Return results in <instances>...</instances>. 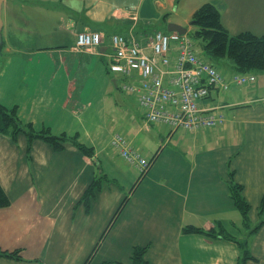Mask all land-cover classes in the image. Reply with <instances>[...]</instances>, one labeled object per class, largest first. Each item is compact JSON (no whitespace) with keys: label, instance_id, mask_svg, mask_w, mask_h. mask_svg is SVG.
Instances as JSON below:
<instances>
[{"label":"crops","instance_id":"obj_1","mask_svg":"<svg viewBox=\"0 0 264 264\" xmlns=\"http://www.w3.org/2000/svg\"><path fill=\"white\" fill-rule=\"evenodd\" d=\"M211 2L231 35H264V0ZM177 3L3 1L0 103L16 107L37 131L77 137L95 155L70 143L56 151L42 140L29 151L24 134L16 141L0 134V184L11 201L0 209V250L22 256L0 257V264H84L97 246L90 264H130L136 248H146L150 264H238L236 241L243 240L253 257L246 264H264V225L251 233L264 218V72L251 73L256 81L241 86L232 81L239 73L230 65L223 73L229 89L212 88L200 103L222 114L224 125L190 132L148 122L137 96L122 89L141 85L142 77L110 69L112 35L133 36L152 56L151 39L169 33L168 24L191 31L196 9L183 11ZM84 31L100 33L103 43L78 49ZM168 56L173 65L174 43ZM115 134L148 161L157 155L141 180V171L112 148ZM231 173L250 204V228L230 197ZM97 176L103 179L88 208L82 199ZM219 224L235 239L184 231L219 230Z\"/></svg>","mask_w":264,"mask_h":264},{"label":"built area","instance_id":"obj_2","mask_svg":"<svg viewBox=\"0 0 264 264\" xmlns=\"http://www.w3.org/2000/svg\"><path fill=\"white\" fill-rule=\"evenodd\" d=\"M110 41L113 51L110 69L124 77L137 72L143 79L139 86L124 83L122 89L137 96L148 122L190 132L224 125L222 114L203 108L200 103L209 96L210 88L227 90L230 82L220 69L195 52L188 34L157 32L151 39L152 56L133 36L115 34ZM102 43L103 37L97 32L84 31L77 35L78 49H91ZM173 43L176 45V58L172 65L168 54ZM160 64L164 69L159 67ZM232 81L242 86L254 83L256 77L238 74ZM111 146L130 166L141 172L148 168L149 161L122 134L113 136Z\"/></svg>","mask_w":264,"mask_h":264},{"label":"trees","instance_id":"obj_3","mask_svg":"<svg viewBox=\"0 0 264 264\" xmlns=\"http://www.w3.org/2000/svg\"><path fill=\"white\" fill-rule=\"evenodd\" d=\"M191 35L200 41L202 49L211 58L213 63L216 61L229 58L234 63V69L239 74H251L254 72H264V35L258 36L251 32H242L238 35H231L222 24V16L218 7L212 3H204L194 11L192 18ZM205 61V60H204ZM207 62V61H206ZM209 62V61H208ZM213 64L212 62H209ZM214 65V64H213ZM215 66V65H214ZM212 88H210L211 90ZM0 134L10 135L15 141L20 134H24L28 139V150L30 151L32 143L35 140H42L50 144L56 151H62L65 146L70 143L75 145L84 155L92 158L95 153L92 148L81 144L77 137H68L65 134L54 135L49 128L37 131L31 123L24 124L17 114V108L8 109L0 103ZM157 155L149 161V166L141 172L140 180L146 175L151 165L154 163ZM233 173L230 174L229 193L235 207L239 210L244 221V226L250 228L249 213L251 210L250 204L243 195L244 188L242 185L235 182ZM102 177H95L92 184L86 190L82 201L86 206L90 205V201L94 198L96 191L100 189ZM138 181V183L140 182ZM127 199L124 200L112 222L105 230L104 236L112 227L118 215L122 211ZM11 205L10 198L7 196L2 185L0 184V209L7 208ZM264 225V218L252 229L251 233L258 231ZM219 230L213 229L205 231L193 226L185 227L186 233L206 234L212 237H223L229 240H234L227 231L222 229V225H218ZM102 238V239H103ZM241 248L242 254L238 264H246L248 260L253 259L249 242L247 240L236 241ZM98 246L92 251L84 264H90ZM146 248H136L134 250L130 264H150L145 259ZM0 257H6L14 260H21V251L15 250L12 252L0 250Z\"/></svg>","mask_w":264,"mask_h":264},{"label":"rangeland","instance_id":"obj_4","mask_svg":"<svg viewBox=\"0 0 264 264\" xmlns=\"http://www.w3.org/2000/svg\"><path fill=\"white\" fill-rule=\"evenodd\" d=\"M181 1V5H180V9L181 10H187V9H192L191 6H193L194 9H198L201 5H203L204 3H212L214 5H216L217 7H219L217 2H211L212 0H178L177 6L179 5V2ZM210 1V2H208ZM191 2H194L193 4ZM195 5H197L196 7H194ZM220 10V7L218 8ZM221 12V11H220ZM184 14V12H182ZM191 22V21H190ZM192 31V30H191ZM191 31L188 32L189 37L192 39L193 43H194V48H195V52L205 61H209L211 60V58L204 52V50L202 49L201 43L200 41L196 40L192 35H191ZM238 35V34H236ZM235 36V34L233 35ZM217 63H213L218 69H220L222 71V73H227L230 70H232V68H230L231 66H234V63L231 59L229 58H224L221 60L216 61ZM229 64V66H228ZM112 141V140H111ZM254 227V226H253ZM248 230L244 229V231L242 232V236H244L245 233H247ZM235 235H239V234H235Z\"/></svg>","mask_w":264,"mask_h":264},{"label":"water","instance_id":"obj_5","mask_svg":"<svg viewBox=\"0 0 264 264\" xmlns=\"http://www.w3.org/2000/svg\"><path fill=\"white\" fill-rule=\"evenodd\" d=\"M3 1L0 0V44L2 41V30H3V19H2V9H3ZM190 25H192V22H190ZM168 31L169 32H177L180 35H185L188 33V29L186 27L180 26L178 24L170 23L168 24Z\"/></svg>","mask_w":264,"mask_h":264}]
</instances>
